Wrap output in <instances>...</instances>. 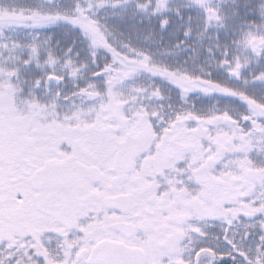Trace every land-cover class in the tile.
<instances>
[{
    "label": "snow or ice",
    "instance_id": "obj_1",
    "mask_svg": "<svg viewBox=\"0 0 264 264\" xmlns=\"http://www.w3.org/2000/svg\"><path fill=\"white\" fill-rule=\"evenodd\" d=\"M0 264H264V0H0Z\"/></svg>",
    "mask_w": 264,
    "mask_h": 264
}]
</instances>
